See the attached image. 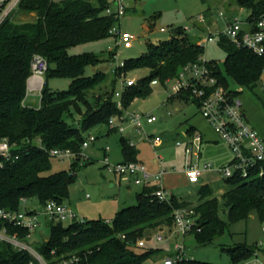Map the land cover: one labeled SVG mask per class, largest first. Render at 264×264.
<instances>
[{
    "label": "trees",
    "instance_id": "obj_1",
    "mask_svg": "<svg viewBox=\"0 0 264 264\" xmlns=\"http://www.w3.org/2000/svg\"><path fill=\"white\" fill-rule=\"evenodd\" d=\"M234 1L244 7L250 17L264 15V0ZM108 4L107 0H21L19 10L35 13L36 18L15 22L9 16L0 24V140L6 138L15 144L13 152L19 153L17 159L4 160L0 165V209L18 211L23 206L22 198L36 199L41 205L48 200L64 203L75 179L74 170L81 158L85 132L107 124L111 116L123 114L135 98H146L153 78L172 79L183 66L203 57V45L191 40L180 28L169 39L149 44L147 53L124 60L123 67L116 68L110 90L93 94L92 91L106 80V74L97 71L86 75L85 67L112 60L115 52L109 50L107 57L101 59L93 52L70 54L68 50L77 44L115 38L109 29L116 20L105 13ZM219 43L227 51L225 75L216 62H208L218 82L228 88L229 77L238 86L252 90L261 78L264 58L236 47L225 37H219ZM34 54L42 55L47 61L43 74L46 80L38 105L24 102ZM141 68L147 69L148 75L127 88L121 98L122 108H119L114 95L117 77ZM49 77H68L69 88L50 89ZM173 98L191 99L197 104L189 92L168 97ZM74 114L78 115L76 123H72ZM193 131V126L187 128L189 134ZM51 148H67L76 153L69 170L51 172L52 156L48 153ZM121 152L124 162L137 161L138 151L124 137H121ZM224 183L221 199L226 208V220L221 216L222 206L214 194L215 189L208 183L199 185L194 198L170 194L169 200L164 202L157 201L153 195L156 184H144L136 194V203L118 210L110 221H74L68 225L49 222L48 239L33 249L45 264H63L72 258L77 261L71 264H143L159 249L141 248L137 241L152 238L153 234L164 230L171 231L177 208H190L197 216L201 229L191 235L199 245L212 243L229 223L246 219L253 211L264 223V174L260 175L258 169L253 168L247 177L235 174L224 179ZM6 229L22 240L31 233L9 224ZM256 249L257 246L243 244L226 247L231 259L227 264H237L255 255ZM0 264L42 263L28 250L0 242ZM175 264L218 263L189 258Z\"/></svg>",
    "mask_w": 264,
    "mask_h": 264
},
{
    "label": "rangeland",
    "instance_id": "obj_2",
    "mask_svg": "<svg viewBox=\"0 0 264 264\" xmlns=\"http://www.w3.org/2000/svg\"><path fill=\"white\" fill-rule=\"evenodd\" d=\"M107 2L110 3L111 0ZM126 7V13L116 22V25L136 37L130 46L123 44L116 46V39L110 36L77 44L68 50L70 54L93 52L101 59L107 57L109 50L115 52L112 60H103L96 65L85 67L86 75H92L97 71L106 74L104 83L92 91L95 95L110 90L115 80L113 70L117 62L147 53L149 44H157L159 41L169 39L180 28L184 30L185 27H189L190 30L186 33L191 40L199 43L204 32L196 26L198 16L207 15L206 19L210 23L209 29L214 31L216 28H224V20L219 17V12L228 15L233 9L238 10L239 8L234 0H126ZM10 17L15 22H23L35 19L36 14L25 13L16 8L10 13ZM161 27L166 28L167 32H160ZM203 47V58L207 62H216L225 75L224 62L227 51L220 45L219 38L216 41L204 43ZM146 75H148V70L141 68L125 73L124 77L138 79ZM45 80L44 75L43 82ZM228 81V88L241 89L238 96L242 101L246 118L264 139V93L261 90V81L259 80L252 90L238 86L229 77ZM69 84L68 77L47 78V86L52 90H66ZM114 88H119L117 80ZM170 95L169 86L155 85L146 98L137 97L128 106V111L138 114L148 113L157 117L153 123L143 122V129L146 132V134L140 132L143 141L138 140L140 134L136 131L130 133L128 126L124 132H119L109 130L107 124H100L85 132L84 136L93 135L96 141L82 148V157L74 170L75 179L69 186V195L64 201L78 216L83 217L85 221L97 219L110 221L118 210L136 203V194L142 190L143 184H136L133 177L127 173L117 175L107 168L108 165L125 161L121 152V137L129 136L128 138L132 140L138 151L137 160L143 162L151 173L158 171L159 161H162L165 169L175 168V174L179 177L184 169L186 158L189 162L194 160L195 156L186 157L183 146H176L177 141L186 142L185 133L190 126L195 127L203 135L200 165L211 163L213 168L217 169L233 161L232 151L201 115L197 104L191 99H168ZM26 101L39 103L40 96L37 94L29 96ZM73 120L72 123L78 121L77 114H74ZM147 135L149 137L160 136L162 140L152 147L145 137ZM106 148L108 149L105 150ZM72 161V157L53 156L51 172L69 170ZM203 178L214 187V194L222 206L221 194L225 188L224 179L227 177L222 176L217 170H212L204 172ZM177 180L176 183L170 184L167 191L178 198H194L199 184H188ZM26 208L38 212L39 226L30 233L26 240H18L30 246L33 253L35 252L33 248L48 239L51 220L43 215V205L36 199L29 200ZM221 216L226 220V208L223 206ZM68 223V221L63 222L64 225ZM157 234L162 235V240L156 239ZM175 241H182V238L168 230L153 234L145 248L159 250L143 264H162L164 255L172 254ZM183 242L188 258L218 264H227L231 261L230 255L225 250L226 247L239 244L248 247L257 246L255 255L237 264H253L255 260L256 264H264V223L259 220L254 211L246 219L229 223L223 234L210 244L199 245L190 235L186 236Z\"/></svg>",
    "mask_w": 264,
    "mask_h": 264
},
{
    "label": "built area",
    "instance_id": "obj_3",
    "mask_svg": "<svg viewBox=\"0 0 264 264\" xmlns=\"http://www.w3.org/2000/svg\"><path fill=\"white\" fill-rule=\"evenodd\" d=\"M21 0H0V24L10 16V13L18 8ZM126 0H111L105 9V13L118 20L126 13ZM219 17L224 20V28H216L210 30V23L206 16L200 15L197 18V28L204 32V36L200 38L198 44L203 45L207 42L216 41L219 37H225L228 41L238 48H246L252 53L264 58V15L259 17H250L248 11L244 7H239L238 10L225 14L219 12ZM115 24L109 29L110 34L115 36L116 45L121 44L130 46L134 35L127 31L121 30ZM189 31V27L184 28ZM160 32H167V29L161 27ZM124 62L116 63V68L123 67ZM116 68L113 70L116 72ZM31 74L29 79L30 90L39 89L41 91L43 85V74L47 69V61L40 54H34L30 62ZM264 70H262L261 90L264 93ZM36 81V85L32 84ZM119 88L115 89L114 95L116 104L122 108V95L128 87L137 83L135 78H125L124 73L117 77ZM155 85L169 86L171 95H177L182 92H189L190 97L197 101L201 115L206 119L209 125L213 128L218 137L223 140L230 148L234 155L233 161L226 166L214 169L211 163L200 165L202 136L200 132L193 131L189 134L185 133L186 142H176V146H183L186 157L195 156L193 161H188L186 158L184 163V174L188 184H198L201 176L206 171L217 170L224 177H232L239 174L242 177H247L249 170L257 168L260 175L264 174V139H262L258 131L249 124L245 112L243 110L242 101L238 93L241 89H230L220 84L213 74V70L209 66L207 60L200 57L199 61L183 66L178 75L174 78H166L160 81L159 78H153L149 86L152 88ZM157 117L152 114H138L125 110L123 114L111 116L108 119L107 125L110 129L124 132L126 126L131 125L137 131L146 132L143 129V122L153 123ZM150 144L155 147L161 142L160 136L149 137L145 136ZM143 138V136H142ZM96 137L87 135L84 137L81 149L93 144ZM130 145H134L132 141H128ZM41 148L43 146L38 144ZM16 145L10 143L6 138L0 140V165L4 160L10 161L17 159L19 153H14ZM106 148L105 150H107ZM50 156L54 157H72L76 156L70 149L51 148L48 150ZM82 157V154H80ZM160 170L154 174L148 172L143 163L139 161H128L108 165L110 172L117 175L129 174L133 177L136 184H146L153 180L157 188L153 192L155 199L159 202L168 201L170 193L163 187L161 180L162 175L167 171L164 168L162 161H159ZM27 199L22 198L23 206L18 211H9L0 209V242H7L15 249L28 250L42 264H45L40 256L35 252H31L30 246L20 242L16 233L9 234L6 229V224L24 228L32 232L39 226L38 212L24 207ZM43 215L54 222H85L83 217L67 206L65 203H59L55 200H48L43 205ZM174 224L172 230L176 236H180L182 241H175L172 254H166L163 257L162 264H175L176 262L189 259L186 255V246L183 242L184 238L194 232L200 231V223L197 221V216L190 208L180 207L174 212ZM157 240H162V235H156ZM22 240V239H20ZM146 238L137 241V245L141 248L146 247ZM77 261V258L66 260L63 264H71ZM256 260L253 264H256Z\"/></svg>",
    "mask_w": 264,
    "mask_h": 264
},
{
    "label": "crops",
    "instance_id": "obj_4",
    "mask_svg": "<svg viewBox=\"0 0 264 264\" xmlns=\"http://www.w3.org/2000/svg\"><path fill=\"white\" fill-rule=\"evenodd\" d=\"M233 11H236L235 9H233L231 12H233ZM32 84L33 85H36V81H32ZM28 86H29V79L27 80V92H26V96H25V101L24 102H28V103H30V104H33V105H38L39 103H35V102H29V101H26V99L29 97V96H34V95H39L40 96V90L39 89H34V90H30L29 88H28ZM174 99H176V98H174ZM128 127H129V131H130V133H133V132H137V133H139L140 134V136L138 137V140L139 141H143L144 139L142 138V135H141V133L139 132V131H137L133 126H131V125H128ZM109 130H113V129H110L109 128ZM187 131V130H186ZM194 131H198L195 127H194ZM198 132H200V131H198ZM200 134H201V136H202V143H203V135H202V133L200 132ZM129 137V136H128ZM128 137H124L125 139H127L128 141H132L130 138H128ZM135 146V145H134ZM152 146V145H151ZM153 147V146H152ZM201 150H202V145H201ZM137 159V158H136ZM137 161H139V160H137ZM139 162H141V161H139ZM141 163H143V162H141ZM160 170V164H159V166H158V171ZM167 171L162 175V180H161V183H162V185H163V187L167 190V188H169V186H170V184L172 185L174 182L176 183L178 180L177 179H179L180 181H182V182H184V183H187L186 182V178H185V174H184V171H182V174H179V177H177L178 175L177 174H175V168H172V169H166ZM184 170V169H183ZM157 171V172H158ZM149 172V171H148ZM149 173H151V172H149ZM156 173V172H155ZM151 174H154V173H151ZM181 175V176H180ZM203 175H204V173H203ZM203 175L201 176V178H200V181H199V185H201V184H206L207 182L204 180V178H203ZM174 178V180H172ZM172 182V183H171ZM154 182H151L150 181V183H146V184H153ZM209 184V183H208ZM144 185V184H143ZM27 202H29V199H27L26 201H25V203H24V207H26L27 206ZM170 232V231H169ZM189 236V235H188ZM190 236H192V235H190ZM193 238V237H192ZM165 256V255H164Z\"/></svg>",
    "mask_w": 264,
    "mask_h": 264
},
{
    "label": "water",
    "instance_id": "obj_5",
    "mask_svg": "<svg viewBox=\"0 0 264 264\" xmlns=\"http://www.w3.org/2000/svg\"><path fill=\"white\" fill-rule=\"evenodd\" d=\"M146 239H147V241H149L151 238L150 237H147Z\"/></svg>",
    "mask_w": 264,
    "mask_h": 264
}]
</instances>
